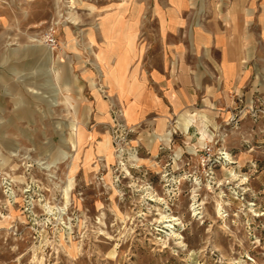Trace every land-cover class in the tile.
I'll use <instances>...</instances> for the list:
<instances>
[{"label": "rangeland", "instance_id": "374dc122", "mask_svg": "<svg viewBox=\"0 0 264 264\" xmlns=\"http://www.w3.org/2000/svg\"><path fill=\"white\" fill-rule=\"evenodd\" d=\"M137 1L0 0V264H264V61L222 104L195 93L131 126L134 25L141 60L169 54L167 15Z\"/></svg>", "mask_w": 264, "mask_h": 264}, {"label": "crops", "instance_id": "0c3cea01", "mask_svg": "<svg viewBox=\"0 0 264 264\" xmlns=\"http://www.w3.org/2000/svg\"><path fill=\"white\" fill-rule=\"evenodd\" d=\"M137 6L149 7L151 12L167 15L165 25H159V45L168 46L169 54L161 55V66L149 64L147 57L141 60L143 54L138 45L141 37L138 38L137 25L133 26L136 52L131 55L133 59L127 76L142 96L137 99L135 107L140 115L131 126L140 124L148 114L157 113L160 115L158 122L165 121L170 111L194 103L197 98L195 93L207 96L212 90L209 93L211 101L222 104L231 93L240 90L255 72L249 61H254L256 57L258 61H264V0H239L232 6L231 16H223L210 24L206 22L193 26L190 23L191 27L178 23V19L180 15L207 12L202 0H140ZM170 17L176 19L174 25L169 23ZM175 30L189 32V36L185 39L172 38L174 43H165L163 36ZM257 46L262 47V52L259 49L255 51ZM171 51L173 54H170ZM173 62H178L175 64L176 72L173 71ZM159 92L164 94L165 99L160 98ZM130 100L133 102L134 97Z\"/></svg>", "mask_w": 264, "mask_h": 264}, {"label": "bare ground", "instance_id": "6f19581e", "mask_svg": "<svg viewBox=\"0 0 264 264\" xmlns=\"http://www.w3.org/2000/svg\"><path fill=\"white\" fill-rule=\"evenodd\" d=\"M193 121V119L191 118V117H182V124L180 125V128L182 129V130H184V129H186L187 127H188V125L191 123ZM80 129V128H79ZM77 135V134H76ZM205 134L204 133H202V139L203 140H205ZM234 175V174H233ZM235 178V177H234ZM219 211V215H221V216H223V214H221V209L220 210H218ZM197 214L196 213H194V216H196ZM168 219L170 218V217H167ZM166 218V219H167ZM177 220H171L169 223H171V222H176ZM167 222V221H166ZM175 224V223H174ZM169 225V224H168ZM176 225H177V223H176ZM169 227L171 228L172 227V225H169Z\"/></svg>", "mask_w": 264, "mask_h": 264}, {"label": "built area", "instance_id": "2783aa9c", "mask_svg": "<svg viewBox=\"0 0 264 264\" xmlns=\"http://www.w3.org/2000/svg\"><path fill=\"white\" fill-rule=\"evenodd\" d=\"M46 42L49 44L50 47L54 48L58 46L57 41L53 34H50L46 37Z\"/></svg>", "mask_w": 264, "mask_h": 264}]
</instances>
